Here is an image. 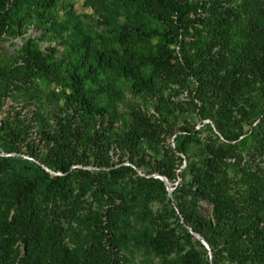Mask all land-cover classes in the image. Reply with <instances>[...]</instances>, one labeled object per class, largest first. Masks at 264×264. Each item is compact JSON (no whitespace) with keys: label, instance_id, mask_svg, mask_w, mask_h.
<instances>
[{"label":"rangeland","instance_id":"374dc122","mask_svg":"<svg viewBox=\"0 0 264 264\" xmlns=\"http://www.w3.org/2000/svg\"><path fill=\"white\" fill-rule=\"evenodd\" d=\"M88 1L14 0L9 9L0 8V19L6 20L0 32V116L28 123L30 140L39 151L61 136L81 134L94 148L107 137L112 168L129 166L135 172L123 169L106 175L102 182L110 188L108 196H97L92 185L81 193L80 178L74 177L67 191L70 198L49 201L51 210H58L59 204L55 218L62 245L79 264L83 258L82 264H203V257L210 256L208 246L179 217L173 199L178 177L166 179L156 168L163 153L174 149L177 134L188 131L193 143L212 134L220 137L209 116L213 100L201 104L192 73L177 67L186 57L205 54L213 94L227 97L234 119H240L237 108L248 109L244 130L249 129L264 107V82L258 81L264 57V0H209L211 6L208 0H158L153 13L141 0H100L105 11ZM178 8L180 16L174 13ZM166 62L162 69L155 65ZM70 73L81 78L90 113L66 102ZM74 125L75 133L70 130ZM26 151L0 150V157L26 161L20 169L27 178H42L40 170L46 179L62 176ZM130 153L138 167L128 161ZM176 156L181 159L178 172L184 159L180 152ZM84 161L88 164L81 168L97 170L91 157ZM143 175L163 182L160 196L134 192ZM5 204L0 207L4 219L16 220L17 214ZM197 206L209 216V203L200 200ZM8 249L15 263H24L29 249L20 239Z\"/></svg>","mask_w":264,"mask_h":264},{"label":"trees","instance_id":"16d2710c","mask_svg":"<svg viewBox=\"0 0 264 264\" xmlns=\"http://www.w3.org/2000/svg\"><path fill=\"white\" fill-rule=\"evenodd\" d=\"M141 1L150 13L156 10L157 4L159 5L158 0ZM13 2L14 0H0V8L6 7L7 10ZM206 2L211 6L212 2ZM88 4L97 6L100 11L106 10L100 0H89ZM174 13L181 15L179 8L175 9ZM5 22L2 17L0 32L6 25ZM209 60L205 59V54L196 53L193 58L186 57L177 69L186 68L192 73L198 89L197 100L201 104L205 100H213L215 108L209 116L220 137L212 134L193 143L188 131L181 129L186 131L187 135L174 136V149L168 148L167 152L163 153L156 168L166 179L178 177L173 185V199H176L179 217L208 246L210 256L203 257V264H264V107L260 108L258 117L254 119L255 123H250V128L244 130L248 109L243 106L237 108L235 112L240 119H234V112L227 97L213 94L214 82ZM167 63L155 65L162 69ZM259 64L261 67L258 81L262 83L264 57ZM239 65L241 64L238 62V67ZM69 79L71 90L65 97L66 102L70 105L78 104V111L90 113L92 109L83 96L81 78L76 73H70ZM139 83L148 87L144 81ZM250 108L251 113L253 109L251 106ZM15 118L9 120L8 115L0 116V150L21 153V148L24 147L29 157L52 170L61 171L62 176L46 179L47 173L40 170L42 178H27L20 169V164H25L26 161H22L18 156L0 157V207L1 203L5 202V208L17 214L16 220L7 223L5 215L0 211V264H21L15 263L11 255H8V245L15 239H20L24 247L29 249L28 253H25L26 258L21 259L24 262L22 264H79L62 245L61 226L55 218L59 212V204L58 210L54 206L51 210L47 206L51 203L49 201L70 198L67 191L74 177L80 178L78 188L81 193L92 185V191L96 195L98 193L102 196L104 193L108 196L110 188L102 182L106 175L120 174L123 169L130 170L132 174L135 172L129 166L112 168L113 163H109L106 149L107 137H102L99 145L94 148L89 147L87 138L80 136L81 134L61 136L52 141L50 146L47 143L43 147L44 151H39L30 140L28 123L24 124ZM30 121L32 122V118ZM70 130L75 133L77 126H72ZM241 135L244 136L238 139ZM245 136H248L247 147L243 140ZM181 137L184 141L180 142ZM91 142L96 144L95 139H91ZM78 143H84L85 147L80 148ZM94 149L96 153H89ZM175 152L182 153L184 159V167L178 172L175 169L181 165V159L178 156L173 158ZM89 157L97 170L81 168L88 164L84 160ZM127 158L130 163L139 166V163L133 162V154L130 153ZM176 159L179 160L177 163ZM71 165L74 167L70 169ZM64 179L68 181L62 183ZM138 179L141 180V187L134 190L137 195L142 194L154 199L163 193V182L158 178L143 175ZM113 192L117 196L121 194L117 187ZM200 200L210 204L208 217L198 210L197 203ZM69 203L75 204L74 201ZM47 207L48 210L45 209ZM54 228H58V231L55 232ZM185 234L190 238L188 232ZM37 248L40 250H36ZM40 251L41 253H38ZM83 262L84 258L81 264Z\"/></svg>","mask_w":264,"mask_h":264},{"label":"water","instance_id":"95a60500","mask_svg":"<svg viewBox=\"0 0 264 264\" xmlns=\"http://www.w3.org/2000/svg\"><path fill=\"white\" fill-rule=\"evenodd\" d=\"M201 241H202V243H203L205 246H207L206 243H205V241H204L203 239H201ZM209 254H210V253H209Z\"/></svg>","mask_w":264,"mask_h":264}]
</instances>
